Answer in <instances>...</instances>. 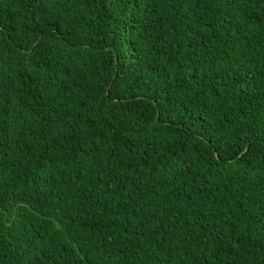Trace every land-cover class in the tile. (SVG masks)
<instances>
[{
  "label": "trees",
  "instance_id": "obj_1",
  "mask_svg": "<svg viewBox=\"0 0 264 264\" xmlns=\"http://www.w3.org/2000/svg\"><path fill=\"white\" fill-rule=\"evenodd\" d=\"M0 264H264V0H0Z\"/></svg>",
  "mask_w": 264,
  "mask_h": 264
}]
</instances>
